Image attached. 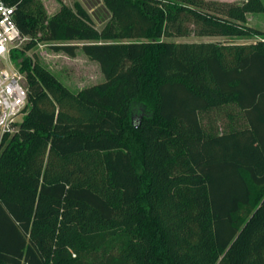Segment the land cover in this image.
Returning <instances> with one entry per match:
<instances>
[{"label":"trees","instance_id":"obj_1","mask_svg":"<svg viewBox=\"0 0 264 264\" xmlns=\"http://www.w3.org/2000/svg\"><path fill=\"white\" fill-rule=\"evenodd\" d=\"M28 102L0 138V264H264V30L243 4L5 0ZM200 36L254 42H177ZM76 55L104 80L73 90L27 52Z\"/></svg>","mask_w":264,"mask_h":264},{"label":"rangeland","instance_id":"obj_2","mask_svg":"<svg viewBox=\"0 0 264 264\" xmlns=\"http://www.w3.org/2000/svg\"><path fill=\"white\" fill-rule=\"evenodd\" d=\"M49 14L55 13L64 2L75 8V3L79 2L92 15L93 22L98 29H102L106 23L110 12L104 4V0H42ZM243 4L248 0H219ZM262 9H256L246 13L248 25L264 30V0H259ZM177 42H202V41H235L239 43L254 42V37L242 36H200L190 34L187 36H177L170 38ZM27 40L22 43L25 45ZM21 46V47H22ZM28 54H35L40 62L55 73L67 86L73 90H79L85 86L103 81L104 75L98 62L86 56L81 46L76 50L75 56H70L63 51H55L50 43H40L35 48L30 49ZM23 114L18 118L22 120Z\"/></svg>","mask_w":264,"mask_h":264},{"label":"built area","instance_id":"obj_3","mask_svg":"<svg viewBox=\"0 0 264 264\" xmlns=\"http://www.w3.org/2000/svg\"><path fill=\"white\" fill-rule=\"evenodd\" d=\"M14 13V5L0 0V138L18 129V118L28 102L26 76L13 60L12 51L29 37L21 33Z\"/></svg>","mask_w":264,"mask_h":264}]
</instances>
